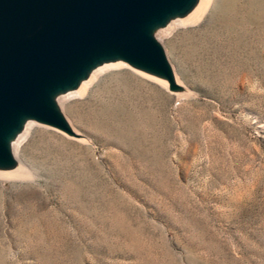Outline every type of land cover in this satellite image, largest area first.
<instances>
[{
  "label": "rangeland",
  "instance_id": "1",
  "mask_svg": "<svg viewBox=\"0 0 264 264\" xmlns=\"http://www.w3.org/2000/svg\"><path fill=\"white\" fill-rule=\"evenodd\" d=\"M162 37L181 87L124 64L64 103L79 137L34 127L0 264H264V0Z\"/></svg>",
  "mask_w": 264,
  "mask_h": 264
},
{
  "label": "water",
  "instance_id": "2",
  "mask_svg": "<svg viewBox=\"0 0 264 264\" xmlns=\"http://www.w3.org/2000/svg\"><path fill=\"white\" fill-rule=\"evenodd\" d=\"M159 0H0V119L17 109L51 121L40 83L87 49L111 46L161 69L160 51L141 29Z\"/></svg>",
  "mask_w": 264,
  "mask_h": 264
},
{
  "label": "bare ground",
  "instance_id": "3",
  "mask_svg": "<svg viewBox=\"0 0 264 264\" xmlns=\"http://www.w3.org/2000/svg\"><path fill=\"white\" fill-rule=\"evenodd\" d=\"M213 1L159 0L144 11L140 27L157 45L164 68L159 69L148 62L133 59L111 46L96 45L81 54L70 68L44 78L40 83L39 99L50 110L51 121L17 109L9 110L0 119V177L6 180L34 178L32 169L20 158L19 150L37 124H44L71 137H79L75 126L66 116L64 103L75 96H83L112 68L130 65L158 78L168 87H181L168 52L155 37L161 38L179 27L201 21Z\"/></svg>",
  "mask_w": 264,
  "mask_h": 264
}]
</instances>
